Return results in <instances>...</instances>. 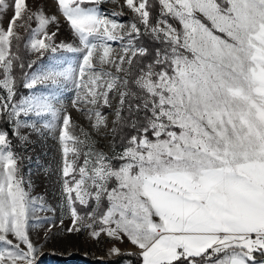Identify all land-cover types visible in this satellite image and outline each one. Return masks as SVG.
Masks as SVG:
<instances>
[{
    "label": "snow or ice",
    "instance_id": "1",
    "mask_svg": "<svg viewBox=\"0 0 264 264\" xmlns=\"http://www.w3.org/2000/svg\"><path fill=\"white\" fill-rule=\"evenodd\" d=\"M101 2L56 0L57 44L59 16L0 0V264H38L30 230L55 226L14 144L53 134L68 232L142 264H264V0H125L129 23ZM69 83L97 133L116 101L110 153L74 131Z\"/></svg>",
    "mask_w": 264,
    "mask_h": 264
},
{
    "label": "rangeland",
    "instance_id": "2",
    "mask_svg": "<svg viewBox=\"0 0 264 264\" xmlns=\"http://www.w3.org/2000/svg\"><path fill=\"white\" fill-rule=\"evenodd\" d=\"M29 5L35 10L37 6L43 9L49 15L59 16V32L56 36L57 44L61 42H73V34L69 24L57 11L56 0H28ZM101 11L108 13L112 11L123 12L120 17L121 22L129 23L133 13L125 6V0H116L115 3L110 0H103L99 4ZM10 16L11 13H8ZM112 18V17H109ZM4 26L7 27V18L4 19ZM32 27H36L33 23ZM50 31H56L55 26ZM21 35H25V30L20 29ZM112 46L117 52L120 51L121 45L118 42H112ZM69 60L74 59L73 54L64 53ZM35 59V56L31 57ZM49 56L43 58L42 63L47 64ZM107 67V66H105ZM115 71V69H111ZM25 91V90H24ZM75 99V87L69 83L63 94L62 100L71 112L73 123L77 125L75 132L80 135V128L87 130L95 142V147L99 151L110 153L111 147L116 140V133L112 131L116 125L113 121L116 101H113L112 108H101L102 114L108 118L107 129L101 128L96 132L92 128L94 121H89L84 115L71 106V101ZM0 122V128H4ZM58 134L48 135L37 138L30 137V143L14 140L15 151L22 156L29 157L22 162V171L25 179L31 181V194L33 196H42L48 205L55 207V212H43L42 217H48L55 220V226L49 229L48 225L34 226L30 230L33 242L37 245H43L42 253L38 257V264H106V260L114 259L118 256H109L107 250L112 245L104 242L102 238L100 243L92 240L87 232L75 233L68 232L67 229L72 226L70 217L62 213L59 206L61 200V190L59 183V169L62 161L61 145L57 138ZM71 143L69 147H71ZM71 158V154H70ZM64 216L61 225V216ZM122 253H137L138 249L128 241L116 245ZM123 264H129L124 262Z\"/></svg>",
    "mask_w": 264,
    "mask_h": 264
},
{
    "label": "trees",
    "instance_id": "3",
    "mask_svg": "<svg viewBox=\"0 0 264 264\" xmlns=\"http://www.w3.org/2000/svg\"><path fill=\"white\" fill-rule=\"evenodd\" d=\"M22 91H24V90H22ZM124 134L126 135L127 133L125 132ZM118 140H119V137L116 134L115 142H118ZM133 254H135V255H130V256L129 255H124V256H118V257H116L114 259H108V260H106V264H123L124 262H129V261L131 262V264H142V258L139 257V255L137 253H133Z\"/></svg>",
    "mask_w": 264,
    "mask_h": 264
},
{
    "label": "crops",
    "instance_id": "4",
    "mask_svg": "<svg viewBox=\"0 0 264 264\" xmlns=\"http://www.w3.org/2000/svg\"><path fill=\"white\" fill-rule=\"evenodd\" d=\"M257 259H264V257H260L259 254H257Z\"/></svg>",
    "mask_w": 264,
    "mask_h": 264
}]
</instances>
